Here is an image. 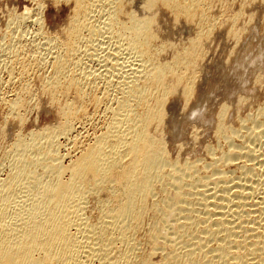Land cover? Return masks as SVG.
I'll return each mask as SVG.
<instances>
[{"label":"bare ground","instance_id":"obj_1","mask_svg":"<svg viewBox=\"0 0 264 264\" xmlns=\"http://www.w3.org/2000/svg\"><path fill=\"white\" fill-rule=\"evenodd\" d=\"M143 1L141 7L150 11L141 15L125 0H74L72 19L60 38L40 29L31 40L12 36L18 46L40 53L34 52L35 64H50L52 72L40 78L42 92L50 104H59L62 121L27 137L20 133L12 154L5 156L9 171L0 173V264H264V104L255 115L241 117L236 128L223 121L230 106L221 107L215 132L228 145L206 151L209 161L171 159L164 131L158 135L159 126L168 123L164 106L174 93H194L203 44L216 20L206 11L212 0ZM159 5L178 20L199 23L192 46L172 52L168 61L158 59L164 46L155 44L159 30L153 9ZM28 13L13 20L23 22ZM243 15L241 10L230 15L234 37L242 33L235 24ZM11 48L3 51L12 64L26 73L33 68L28 64L32 56L26 62L29 55L21 57L22 48ZM85 59H96L99 68L88 70ZM99 78L108 87L102 95ZM19 93L2 96V102L9 115L23 120L24 95ZM88 101L104 103L96 109L109 120L86 143L87 138L76 139V121L89 118ZM72 143L77 155L62 151Z\"/></svg>","mask_w":264,"mask_h":264},{"label":"rangeland","instance_id":"obj_2","mask_svg":"<svg viewBox=\"0 0 264 264\" xmlns=\"http://www.w3.org/2000/svg\"><path fill=\"white\" fill-rule=\"evenodd\" d=\"M135 1L136 0L133 1L125 0V2L128 4V7L129 8L131 7L130 9H133L134 11H136L141 15H143V12L146 13L150 11V10L147 11V9L145 10L144 7H143L144 9L141 7L144 6L145 4L143 0H137L136 4L134 3ZM210 4H211L209 5L210 7L208 6V9L206 8L207 14H208V10L210 9L211 10V11L209 10L210 15L209 14L208 15L214 17V20H216L217 22L215 21V28L212 31V33H210L211 35L209 34L211 37L210 38L206 37V42H208L209 44L206 42H205L206 44H203V48L205 50V51L203 50L205 52L204 53L205 57H202L199 60V68L202 67L203 69L204 67V69L203 70L200 69L202 72L199 71L198 69L197 71L198 74L196 73L197 75L196 78H199V80L196 79V81L198 82L195 81L196 84H194V91H193L194 93H192L189 96L190 98L185 97L184 94H182V91H179L178 94L174 93L170 95L164 106V108L166 109L164 110L166 111L164 121L165 123L166 121L168 123L165 125L163 121L162 124H164L165 127L163 128L164 125H161V127L159 126V130L153 127V132L156 130L154 133H159L160 131L161 132L164 131L163 135L161 132H160L161 134L159 133L158 135L159 136L162 135L163 141L166 142L165 147L168 149L167 152L169 151L170 153L169 156L171 157V159L173 160L176 159L179 161L181 160V162H185L187 159H188L187 162H189V159L190 162H193V160L194 162H199V163H203L205 161L207 162L210 160L208 159L210 158V154L207 153L206 151L209 152V149L223 150V148H225V146L228 145L226 144L224 146L226 142L221 138H219L217 133L215 132V129L217 131V124H218L216 122H218L220 119V113L222 111V108L225 107L227 108V105L230 106L229 107L230 109L227 108L229 110L227 111V117L225 116L227 119L224 117L225 119H223V121H225L224 123L228 124V126L236 128L239 125L238 123L241 117L246 119L247 117H251L255 115L257 113L256 108L259 109L261 104H264L263 103L264 102V0H212V3ZM132 6H134L135 8ZM74 7H75L74 0H0V41L2 42V43L0 42V51H1L0 53L1 54L5 53L4 55H6L7 52L4 51H6V49L8 48H10L11 50L12 49L11 47L14 48L17 47V49L22 48V46L20 47L18 46V44L15 43L16 40H18L19 35L20 34L25 35L24 37L25 40H31L32 38L34 39L36 37L37 30L39 29L41 31L51 32L60 38L62 35L65 34L64 30L66 31V29L69 27L68 25L69 22L71 21L70 19H72L71 17L73 16ZM166 7L164 5L157 6L158 12L156 7L153 9V11L156 12L157 13L156 15L158 16L156 27L159 30L158 37L155 40V44L157 46L158 45L164 46L162 52L160 51L158 56V59L160 61L161 60L165 61L167 59L170 60L172 59L170 57H173L174 55L172 54L171 56L172 52L175 53L177 50L184 49L185 46H186L185 48L192 46L191 43H194V38L197 36L195 32L199 28L198 20L197 21L190 20L191 21L190 22L189 19L187 20L184 17H181L178 20V18L175 17L172 10H169V8ZM238 10L239 11L241 10L244 15L237 21L238 23L236 22L235 24V26L241 27L240 30L242 29L241 30L242 33L241 32L239 33L240 37L237 36L238 37L237 38L234 37L232 33H230L231 30L230 26L233 25V22L230 21V19L233 17L230 18V15L234 16L237 12H239ZM26 11L27 12L29 11L28 13L29 16L31 15L30 17L27 15L28 16L27 20L25 19V21L23 20V22L22 20H20V22L13 20V18H16L17 15H20L22 13H27ZM38 18L40 19L39 22H38ZM176 18L177 21H174ZM9 26L10 28H8ZM6 31H10L11 33L7 35L8 37L7 36L5 37L4 35ZM240 34H242V36ZM12 36L16 40H14ZM2 45H4V47H2ZM51 45H53L54 47V44ZM55 46H56L55 48H57L56 51L60 49V46L59 48L57 47L58 45ZM182 46L183 48H181ZM1 47L4 49H2ZM23 47L24 49L22 48L23 50L22 49L21 50L24 53L20 52L21 57L25 58L24 56L29 55L27 58L24 59V61L27 62L31 59L30 62H28V64L29 65L35 64L34 61L37 60L36 58L40 53L35 52L34 50L36 49H32L29 45L28 46L24 45ZM28 47L30 48V50H28ZM40 49L41 48H39V50ZM51 49L53 50L54 48ZM24 50H26L27 52ZM34 52L38 53V55L37 54L35 55ZM41 52H45V51L44 50L42 51L41 49ZM30 53H32L33 55ZM30 56L32 57L30 58ZM43 57H46V55L44 54ZM9 58H11L10 54L8 55L7 53L6 57L5 56L1 57L0 60V69H1L0 87L2 84V87L0 88L1 90L0 91L1 94L0 95L1 96L0 97L1 100L0 101V162H1L0 166L2 165L0 167V173L2 176L6 175L7 172L9 171L8 168L9 162L7 160L4 161L5 156L7 155L8 152L12 154V151L15 146V142L19 137L20 133L22 136L26 135L27 137L30 132L33 131L39 132L41 129L46 128V126L47 127H52V125L56 126L59 124V122L62 121L61 116L58 114L59 112H57L59 104L57 105L55 103H51L53 104L51 105L50 100L48 99L50 96L47 93L43 94L42 92L43 88L41 85L42 83L40 78L43 81L44 80L43 78L47 77L52 72L50 64L46 61L45 62L43 61L45 65L42 67L44 63L42 62L43 64H41L40 66V62H39V66H40L39 67L36 62V64L33 65V68H31L32 66L30 67L29 65L27 66L30 69L28 68L26 73V71H22L23 69H21L22 66L20 64H16V63L12 64L11 59ZM28 58L30 59L28 60ZM2 59H4V61ZM91 60L85 59L87 69L88 70L92 69V71H95L96 69L99 68V63H97L96 59H94L93 61ZM3 64L5 66H3ZM11 64L13 65V67ZM7 66L8 68H6ZM9 67L13 68L12 69L13 72L10 71L11 69ZM36 67L40 71L36 69ZM7 69L10 74L8 73ZM17 69L20 71H18ZM20 72L22 73L23 78L20 77L22 76ZM43 72L45 73V76ZM11 73H13L12 77H11ZM14 75L17 76L19 75L22 81L18 80L19 77ZM13 77H15L14 78L15 81L12 79ZM16 77L18 79H16ZM9 79L12 80L9 81L11 85L9 82H5L4 84V81H8ZM101 80H103L104 82ZM97 83L100 84L98 86H101V89L100 87L97 89L98 93L102 95L101 91L103 92V90L108 88V87H104L106 82L103 78H99L97 80ZM28 89L30 90L28 92L29 94L27 93V91H25ZM109 89L111 90V93L112 92L114 93L115 90L112 87H110ZM20 91H21V95L22 96L24 95L23 96L24 105L20 110L22 113L19 111L21 115L24 114L22 115L23 120H21L18 117L9 115L10 110H8L9 109L7 108L8 106H5L6 102L4 103L5 105L2 102L4 101L2 96H4V98H10L13 96V93L15 95V92L19 93ZM40 91L42 94L40 93ZM180 95L182 96V98ZM238 95L244 97L241 98ZM187 98L188 100L189 99L190 100L188 101ZM239 98L241 99V101L243 100L242 102H240L243 104V106L240 103L238 105L237 102L240 101ZM183 99L186 100L188 103ZM88 102L86 104V109L90 114L89 118L87 116L85 117L84 115L82 116V118H80L81 116L79 117V119L81 120L83 119V117H85L82 120V122L79 119L76 121V127H77L76 137L77 135L79 136L76 139L78 140L80 138L79 141L81 142V141H85V139L87 138L85 141L86 143L87 141L89 142L94 137L93 135L101 133L102 130L101 128H103L106 122L109 120L108 119L107 121H104L106 117L109 118V115L106 116L107 115L106 113L104 112L101 113V110L103 111V109L100 108H102L101 106L104 107V103H102V105L99 104V106H95V104L92 101L91 102L88 101ZM98 107H100L99 108L100 110L98 109L97 111L96 108ZM198 108L200 109L198 110ZM93 110L96 111V113ZM237 110H239V112ZM11 116L13 117V119ZM235 118H237V120ZM19 120L21 121V123L18 122ZM235 120L237 121V123H235L236 122ZM215 126L216 128H214ZM171 132L172 134L173 133L174 134L172 135ZM164 137H166V139ZM219 145L220 147L216 148ZM73 146H74L73 143L70 145L68 144L66 149V145H63L62 151L67 152L70 150L72 155H77L78 153L77 152L75 153L76 150L75 148L73 149ZM91 202L89 203L90 205ZM88 212H92L89 213L90 215H92V217L96 216V212L91 210H88Z\"/></svg>","mask_w":264,"mask_h":264}]
</instances>
